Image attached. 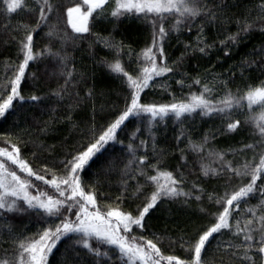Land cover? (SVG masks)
<instances>
[{"label": "snow or ice", "instance_id": "obj_1", "mask_svg": "<svg viewBox=\"0 0 264 264\" xmlns=\"http://www.w3.org/2000/svg\"><path fill=\"white\" fill-rule=\"evenodd\" d=\"M229 7L228 0H75L65 9L59 0H0V16L6 21L19 11L35 17L34 24L0 25L5 32L11 28L23 33L11 37L10 42L16 44L15 61L9 58L4 62L0 118L19 114L25 124L29 115L32 119L22 134L0 133V264H53L55 251H59L55 264H264V47L249 54L258 58L246 56L229 68L227 80L207 70L203 77L198 73L193 76L185 68L187 59L196 53L208 56L216 47V41H210L206 33L208 25L219 29L234 20L237 23V31L219 41L226 56L230 55L229 43L239 45L242 34L255 29L264 32V0L240 16L229 15ZM65 11L71 33L60 25ZM109 17L117 21L131 17L146 23L152 29L151 43L135 54L136 66L131 67L121 59L122 41H102L115 52L111 60L104 58L101 63L120 78L123 107L109 102L97 111L93 105L90 115L76 120L74 113L96 92L90 88L81 97L72 90L78 83L77 69L68 46L75 47V41L83 39L73 34L91 32L90 21ZM43 25L48 27V43L36 51L34 34ZM193 27H197L195 43L183 42L184 50L172 60L166 41L172 32L179 33L182 28L191 32ZM177 43H182L178 37ZM43 59L48 63L40 78L47 83L51 71L52 77L58 75L64 82L43 96L35 92L26 96L27 70L31 62ZM236 68L241 76L257 72L259 82H245L243 88L232 91L228 85L237 75ZM80 76L86 80L83 72ZM161 77L174 80L181 95L171 93L169 102H145V90L156 87ZM37 78L33 73L32 79ZM195 85L200 86L199 91H192ZM158 86L164 91L172 88L164 81ZM185 87L189 89L186 93ZM218 90L220 94L214 95ZM53 99L55 106L50 109L46 101ZM41 105L49 114L42 126L33 114ZM195 114L219 115L222 125L209 129L199 141L181 131L171 152L159 147L157 125L164 122L166 128L169 119L182 124ZM241 115L244 121L238 118ZM58 120L70 123L79 133L72 144L62 141L60 152L57 145L40 139V135L55 131L51 125ZM246 123L254 124L249 133L251 143L241 142L237 149L212 146L217 136L237 133ZM129 124L134 125L130 132ZM32 128L38 130L37 135L25 140V135L31 137ZM122 132L125 139H120ZM185 138L188 144L181 148ZM25 150L39 160V168L25 157ZM177 152L178 163L173 168L168 158H176ZM189 152L196 157L191 167ZM248 152L251 159L246 158ZM241 154H245L243 162L235 159ZM229 155L233 158L228 159ZM114 174L119 180L113 181ZM113 184L119 186L114 198L105 190ZM252 199L257 203L250 204ZM172 205L192 209V214L206 223L185 227L179 235L165 231L146 236L152 213L171 212ZM24 217L39 225L36 232L26 234V225L17 229L15 221ZM165 240L169 248L179 247L184 255L165 254Z\"/></svg>", "mask_w": 264, "mask_h": 264}, {"label": "trees", "instance_id": "obj_2", "mask_svg": "<svg viewBox=\"0 0 264 264\" xmlns=\"http://www.w3.org/2000/svg\"><path fill=\"white\" fill-rule=\"evenodd\" d=\"M65 9L66 7L73 6L75 0H59ZM230 5L227 9L229 15L240 16L245 12L246 8H252L258 3V0H228ZM236 5V6H232ZM112 4L108 5L110 10ZM255 12H253V16ZM55 20V18H54ZM111 20V22H109ZM31 22L35 23V17L30 15L26 11H19L14 14L10 21H6L4 16H0V25L3 23L10 22L13 27H15L19 22ZM173 21H169L171 24ZM200 21H196L197 27L199 26ZM60 25L62 28H66L68 32L71 33V27L67 24L66 11L63 16L60 18ZM91 32L84 34H73L82 36L83 39H77L75 41V47L69 43L68 51L74 57V63L77 69L76 80L78 83L72 89L75 92H79L81 97H85L90 88H94L96 95L89 99L81 109H78L74 113V117L78 120L81 116L90 115L92 112L93 105L96 106L97 111H99V106L101 104H108L109 102L115 103L118 107H123V93L121 92V80L118 78L116 73L111 72L106 64L101 63L104 58L111 60L115 56V52L112 49L105 47L102 42L104 39H111L113 42H123V53L121 57L123 63L131 67H135L134 61L136 60V55L141 52V50L151 43L152 38V29L149 25L131 17H121L119 21L109 18H97L96 20L90 21ZM197 27H193L191 32L187 28H182L179 33L172 32L171 38L166 41L167 51L172 60L180 56L181 52L184 50V43L191 41L195 43L197 35ZM237 31V23L235 20L226 24L224 28H219L218 26L208 25L206 28V33L209 37V40L216 41V47L212 49L208 56L201 57L199 53H196L195 56L187 59L185 61V68L193 76H196L197 73L200 76H204L206 70L211 72L213 75L220 74V80H227L229 78L228 69L233 65H238L243 58L246 56L248 58H258V56H250L249 54L255 49L259 53L260 49L264 47V32L255 29L249 32L247 35L242 34V39L239 45H232L229 43L230 55H225V47L220 45L219 41L224 40L229 33H235ZM48 32L47 25L41 26V28L34 34V45L35 50L39 51L44 48V45L48 43V38L46 33ZM13 35L22 36V32L14 33L10 28L7 32L3 31L0 27V83L3 82V75L5 71L4 62L7 59L15 61L16 59V44L11 41ZM177 37L182 43H177ZM59 47V45H56ZM129 53H133L129 55ZM48 63L46 59L37 60L31 62V67L27 70L28 80L24 85V94L30 95L33 92L43 96L48 93L50 89L57 87V84H63V79H60L58 75L52 77L51 71L49 74L48 82H45V79L40 78V73L45 69V65ZM171 63V61H169ZM215 65L213 68L212 66ZM39 68L40 72H37ZM237 73L235 79L231 84L228 85L232 91H236L237 87H244L245 82L252 83L255 81L258 83L257 72H246L243 76L240 75L239 68L234 69ZM83 72L86 76V80H82L80 73ZM37 74V79H32V74ZM211 79V77H209ZM264 79V77H261ZM161 81L172 84V88L169 91H164L158 85ZM207 82V81H206ZM200 86L195 85L192 88V91H199ZM189 89L185 87L183 92H188ZM103 93V95H101ZM171 93H175L177 96L181 95V89L178 85L175 84L174 80H168L167 77L157 78V86L145 90L143 94V99L145 102L158 101V102H169L172 99ZM219 90L214 95H219ZM48 107L51 109L55 106V99L51 101H46ZM30 107V105H25V108ZM62 111V109L60 110ZM245 115L248 114L247 102H245V108L243 109ZM257 113L260 112L259 108H256ZM38 117V120L43 124V121L49 119V114L44 111V106H39V111L33 113ZM103 115V113H101ZM244 121L245 116L241 115L238 117ZM32 123L31 115L28 116V122L25 124L24 119L18 115H9L7 119L0 118V133L4 132H16L22 134L23 130ZM167 127H164V122H161L156 126L157 131V140L160 148H168L171 152L172 146L176 143L175 137L180 134L181 131L186 133V136H191V138L199 141L200 138L207 132L209 129L215 130L222 125V119L219 115H213L211 117L204 116L202 117L199 114H195L188 119L183 120V123H177L173 119L166 121ZM55 131H51L46 135H40V139L46 141L48 145L55 144L57 145V152L62 151L59 147L60 143L67 139L69 144H72L76 141L79 133L72 129L70 123L62 122L58 120L56 123L51 125ZM134 125L129 124L128 132L133 129ZM254 128V124L246 123L245 126L237 133H233L229 136H217L216 141L212 146L217 149H227L229 147L233 149L240 148L241 142L251 143L250 131ZM31 132V137L25 135L24 139L29 140L30 138L37 135L38 130L32 128L29 130ZM148 134L145 131L144 136ZM120 139H125V134L122 132L120 134ZM127 142V141H125ZM188 144V139L185 138L183 143L180 144L181 148H184ZM0 146H3L0 142ZM119 149V145H117ZM35 151V148L32 149ZM24 155L27 159L33 161L35 167L39 168V160H34L32 152L25 150ZM179 153H176V158H173L171 155L168 158V163L174 168L178 163ZM190 161L189 167H191V161L195 160L196 157L193 153L189 152ZM42 158V156H41ZM228 159L233 157L229 155ZM247 159H251V152L246 154ZM127 159V157H125ZM239 162H243L245 159V154H241L235 157ZM96 166L93 165V168ZM171 170V169H170ZM198 171V170H197ZM50 178V177H49ZM195 178L190 177V179ZM35 179V178H33ZM113 181L119 180V175L114 174L112 176ZM215 181L212 182L215 185ZM118 185L113 184L111 188L105 186V190L111 192L113 198L118 194ZM103 203V201H102ZM250 204L257 203L256 199L249 201ZM166 207L162 205L161 208ZM172 211H160L152 213L148 218L149 230L145 233L146 236H149L151 232L157 234H162L165 231L169 235H179L181 230L187 227L188 229H193L201 224L206 223V221L200 219L198 215L192 214V209L181 210L176 205H172ZM17 229H23L25 225L27 226L26 234L30 235L36 232L39 228L34 221H31L28 217H24L22 220H16ZM149 238H151L149 236ZM4 247H10L9 245H4ZM163 248L165 254H177L183 256V251L179 247L169 248L168 241L163 242ZM62 250V246L61 249ZM55 251V250H54ZM2 254V253H0ZM53 264L56 260L59 259V251H55V255L51 257Z\"/></svg>", "mask_w": 264, "mask_h": 264}]
</instances>
